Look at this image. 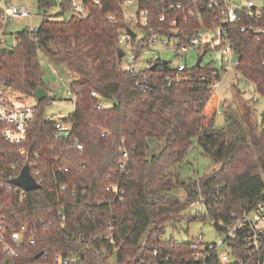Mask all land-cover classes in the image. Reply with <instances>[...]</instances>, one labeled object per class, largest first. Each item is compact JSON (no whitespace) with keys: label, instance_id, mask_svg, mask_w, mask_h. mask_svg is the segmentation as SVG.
Wrapping results in <instances>:
<instances>
[{"label":"trees","instance_id":"trees-1","mask_svg":"<svg viewBox=\"0 0 264 264\" xmlns=\"http://www.w3.org/2000/svg\"><path fill=\"white\" fill-rule=\"evenodd\" d=\"M160 1L147 5L155 25L160 24L155 8ZM37 2L39 7H51L55 0ZM85 4L88 14L84 17L58 18L45 11L36 33L25 27L17 32L16 47L0 48V80L28 95L39 87L48 90L37 53L41 50L73 73L69 88L76 96L73 111L63 118L72 123L66 138L53 136L55 123L46 113L51 96L36 100L26 142L16 145L0 137V171H4L5 181L18 174L25 162L32 170L37 165L43 177L23 201L17 190L0 192V207L9 214V223L15 227L27 224L36 232L35 245L23 243L18 264H50L58 253L76 255V264H113L109 259L115 253L114 264H135L143 257L145 232L151 227L150 240L153 234L161 237L157 224L180 216L199 194L207 209L186 213L187 218L212 216L228 222L255 202L264 201V111L259 121L255 98L238 87L244 79L264 97V34L256 38L235 25L230 36L238 53L240 79L231 90L238 116L227 114L225 125L217 128L221 99L208 87L218 70L213 61L194 66L191 76L179 83L143 89L133 73L118 65V37L126 26L118 0ZM62 5L61 14L69 10L63 0ZM110 13L116 15L114 22L108 19ZM244 22L250 20L245 17ZM254 22L264 26V14ZM198 25V20L180 24L187 34ZM110 99L115 102L106 104ZM151 137L164 138L165 144L148 156ZM193 142L220 167L184 179L180 167ZM124 150L128 153L127 173L119 171ZM64 166L69 170L62 173L59 169ZM117 182L125 190L123 200L110 190ZM62 184L68 186L63 193L57 191ZM179 187L186 192L184 200L171 195ZM60 211L66 215L64 226ZM108 224L112 230L107 237ZM39 252L43 254L36 257ZM240 255L248 264L249 257ZM5 258L0 246V260Z\"/></svg>","mask_w":264,"mask_h":264},{"label":"built area","instance_id":"built-area-1","mask_svg":"<svg viewBox=\"0 0 264 264\" xmlns=\"http://www.w3.org/2000/svg\"><path fill=\"white\" fill-rule=\"evenodd\" d=\"M63 1L68 4L70 14L87 16L88 9L85 3L89 0ZM90 1L94 4L101 3V0ZM151 1L118 0V9L126 22L118 37L120 47L123 49L118 65L133 73L137 78L136 84L143 89L168 87L188 79L192 73L191 69L198 66L197 61L193 66L187 61L190 51L194 49L199 51V56L205 52L203 60L209 51L220 49L222 70L225 72L236 70L239 63L238 53L234 48L235 41L230 36L235 25L240 32L251 33L256 38L264 34V26L254 22L263 17L264 0H161L158 5L155 4V8L159 11V25L151 23V9L147 6ZM32 16L27 6L4 0L0 6V48H14L17 45V42L11 43L9 40L11 34L8 32L9 22ZM245 17L250 22H244ZM108 19L114 22L116 15L110 13ZM189 20H198L199 25L193 28L192 33L187 34L180 24L187 25ZM164 24L168 28H165ZM28 29L36 33L38 26L32 24ZM13 35L17 37V33ZM164 52H173L176 62L170 57L162 58ZM142 55H148L147 63L145 67L139 68L138 63ZM164 59L167 60L166 63L163 62ZM203 60L199 65L204 64ZM154 64L156 66L152 68ZM165 65L166 68L162 69ZM220 77L221 73L218 69L214 72L212 80L205 75H201L200 78L210 80L208 87L216 91ZM68 94L70 97L67 99L75 105L76 96L70 88ZM92 94L96 96L97 91L93 90ZM48 96H51L49 91ZM51 98L50 104L66 105L63 98L52 96ZM35 104L36 99L33 95H28L12 84L0 80V125H2L0 137L4 141L16 145L27 141L30 123L35 117ZM102 106V102L97 104L98 108ZM217 112L219 113L220 110L218 109ZM47 119L55 123L53 134L55 138L64 139L71 132L72 123L62 117L50 115ZM75 142L78 149H82V144L78 140ZM123 156L124 159L119 163V171L127 173L126 150L123 151ZM12 167L15 165L13 164ZM59 170L65 173L69 168L64 166ZM31 173L40 184L43 177L37 165L34 170L31 169ZM18 174L5 181L4 171H0V192L5 188L17 190L19 200L23 201L29 190L10 182V179ZM67 190L68 186L64 184L59 185L57 189L62 193ZM110 190L115 198L123 200L125 190L118 182L111 184ZM71 194L75 195V190H72ZM196 204H201L205 210L207 209V202L201 194L192 200L189 206ZM59 216L61 225L64 226L66 215L60 211ZM208 218L215 228L216 238L212 241L204 239L201 233L183 242L184 244L168 242L156 234H153L150 240L152 232L150 227L141 240L143 257L135 264H244L241 252L249 257L248 264H264V201L255 202L241 214L234 215L228 222L212 216ZM9 222V214L3 212L0 207V246L6 254V258L0 260V264H18L16 259L20 256L23 243L28 241L30 245L36 244V232L30 229L29 225L21 223L19 227H15ZM50 224L52 225V222ZM111 230L112 225L108 224L107 237ZM77 262L78 258L74 254L58 253L50 264Z\"/></svg>","mask_w":264,"mask_h":264},{"label":"rangeland","instance_id":"rangeland-1","mask_svg":"<svg viewBox=\"0 0 264 264\" xmlns=\"http://www.w3.org/2000/svg\"><path fill=\"white\" fill-rule=\"evenodd\" d=\"M12 3H17L25 5L28 7L29 11L33 16L25 17L21 19H13L8 24L9 40L11 43L17 42L14 33L20 32L25 27H30L32 24L39 25L42 20V14L44 12H49L52 15L58 16V18L67 17L70 15V12H64L62 0H55V3L51 7H39L37 0H9ZM4 3V0H0V6ZM126 47V46H125ZM38 58L42 64V68L45 72L44 80L48 87L49 94L53 98H63L66 102V105L59 104H50L46 113L47 116L54 115L59 117H66L69 112H72L74 109V104L72 101L67 98L70 97L69 85L72 80L73 73H71L67 66L64 63H57L51 57L44 54L41 50H38ZM199 56V51L194 49L190 51V54L187 58L188 64L193 66ZM148 55H142L140 57L138 67L142 68L146 66V59ZM170 57L173 62H176L173 52H164L162 58ZM213 61L216 68L220 70L221 77L220 83L216 88V93L221 99L219 106L220 112L217 113L215 119V126L221 128L226 123L227 114H232L238 116L236 109V102L234 101L231 86L234 82L240 79L239 73L235 69L225 72L222 70V55L220 49L209 51L204 57L203 62ZM53 69L57 72L54 73ZM61 78V79H60ZM238 87L245 91V94L248 97H254L256 100L257 108V118L260 121L262 119V113L264 111V97L255 92L251 82H248L244 79H240L238 82ZM46 88V87H45ZM47 89V88H46ZM115 100H105V103L112 105ZM165 144V139H158L156 137L149 138V149L147 151L148 156H152L160 151L161 147ZM220 165L215 163L209 156L202 155L200 150L197 147V144H193L189 147L185 161L180 167L181 177L184 179H195L198 176L205 174L212 169H218ZM172 196H175L181 200H184L186 197V192L183 188H175L171 192ZM196 211L205 212V209L201 204H196L194 206H188L186 211L180 216L176 215L173 218H168L157 225L161 232V238L166 241L173 242H185L190 240L197 234H203L204 239L212 241L216 238L215 228L211 223L210 219L206 216H202L195 219L187 218L186 213H194ZM117 254H113L109 262L116 263Z\"/></svg>","mask_w":264,"mask_h":264},{"label":"water","instance_id":"water-1","mask_svg":"<svg viewBox=\"0 0 264 264\" xmlns=\"http://www.w3.org/2000/svg\"><path fill=\"white\" fill-rule=\"evenodd\" d=\"M118 51H119V55L122 56L123 55V49L120 47ZM204 53L205 52H203L199 56V58L197 60V65H199L201 63V61L203 60ZM163 62L166 63L167 60L164 59ZM155 66H156V64H154L152 68H154ZM33 96L35 97V99L37 101L43 100L48 96V90L44 87H39L33 93ZM10 182L13 183L14 185L22 187L23 189H25L27 191L38 188L40 186V184L37 182L35 177L32 175L30 164L28 162H25L20 173L16 177L11 178ZM42 254H43V252H39L36 255V257H40Z\"/></svg>","mask_w":264,"mask_h":264},{"label":"crops","instance_id":"crops-1","mask_svg":"<svg viewBox=\"0 0 264 264\" xmlns=\"http://www.w3.org/2000/svg\"><path fill=\"white\" fill-rule=\"evenodd\" d=\"M54 73L57 74V72L55 71V69H53Z\"/></svg>","mask_w":264,"mask_h":264}]
</instances>
